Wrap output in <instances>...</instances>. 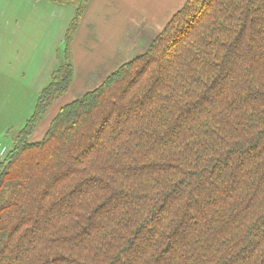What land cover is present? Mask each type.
I'll use <instances>...</instances> for the list:
<instances>
[{"label": "trees", "instance_id": "obj_1", "mask_svg": "<svg viewBox=\"0 0 264 264\" xmlns=\"http://www.w3.org/2000/svg\"><path fill=\"white\" fill-rule=\"evenodd\" d=\"M63 62L0 158V264H264V0H186L62 103Z\"/></svg>", "mask_w": 264, "mask_h": 264}, {"label": "crops", "instance_id": "obj_2", "mask_svg": "<svg viewBox=\"0 0 264 264\" xmlns=\"http://www.w3.org/2000/svg\"><path fill=\"white\" fill-rule=\"evenodd\" d=\"M185 1L93 0L73 40L75 77L68 93L78 84L80 75L81 80H87L93 70H105V76L87 90L92 89L121 64L145 51ZM10 2L14 5L10 13L16 16L18 29H4L0 38V141L3 143L7 142L2 135L14 127L15 115L26 112L23 108L27 95L32 98L33 109L37 96L49 82L56 69L53 62L59 58L58 44L64 40L76 11L74 5L50 0H11L7 4ZM145 29H155L149 41L150 34ZM136 34L140 47L133 54L131 46ZM56 111H49L51 117ZM22 121L24 118L19 123ZM47 121V118L42 120L40 126L44 128Z\"/></svg>", "mask_w": 264, "mask_h": 264}, {"label": "rangeland", "instance_id": "obj_3", "mask_svg": "<svg viewBox=\"0 0 264 264\" xmlns=\"http://www.w3.org/2000/svg\"><path fill=\"white\" fill-rule=\"evenodd\" d=\"M7 1H11V0H0V38L2 37V33H3L4 29H18V22H17L16 16L14 17L10 13V10L14 7V5L11 2L9 4H7ZM92 2H93V0H91L89 4H92ZM89 4H88V6H89ZM154 30L155 29H145L144 30L145 33L150 34V38H148V41L153 37V34L155 33ZM137 38H139L138 34L135 35V37L133 39V45L131 46V50H132L131 52L133 54H136V52H137L136 48L140 47V44L137 45V42H136ZM135 45H137V46H135ZM64 49H65V41L63 40L62 43L58 44V53L57 54H58L59 58H57L56 61L53 62L54 68H58V66L63 62L62 58H63ZM138 51H140V50H138ZM46 67L47 66L44 67L43 72H44ZM99 71H102V70L95 69L92 72H90V75H89L87 80H81V75H80V80H79L78 84H74L72 86L71 91L69 93L67 92V95H64L58 102L54 103L51 106V108L49 109V111L54 112V111L58 110L59 106L62 103H65V102L69 101L70 99H73L72 97L80 95L82 92H84L88 88L93 87L95 84H97L103 78V76H105V73H106L105 70L102 72H99ZM49 81H50V79H49ZM32 106H33L32 98L27 95L26 103H25V106L23 108L26 112L21 113L19 115H15V116H17V120L13 124L14 127L10 128L9 131L6 132V134L4 133V135H2V139H4L7 142V143H5V142L3 143L0 141V144H2V146H6L7 148H9L10 146L13 145L14 137L19 133V131L25 125L27 119L34 112V108L32 109ZM23 109H20V111ZM49 111H48L47 115L45 116V118H47V120H49L47 122L50 123V119H51L50 113L51 112H49ZM22 118H24L25 121H22L19 123V121ZM43 120H44V118H43ZM47 122H46V124H47ZM49 123H48V125H49ZM46 124H44V128H43V126H40L39 128L36 129V131L34 132V135H33V139H39L42 137V135L45 133V130H46L45 129ZM5 153L6 152H4V154Z\"/></svg>", "mask_w": 264, "mask_h": 264}, {"label": "built area", "instance_id": "obj_4", "mask_svg": "<svg viewBox=\"0 0 264 264\" xmlns=\"http://www.w3.org/2000/svg\"><path fill=\"white\" fill-rule=\"evenodd\" d=\"M7 151V147L6 146H2V144H0V157H2V155L4 154V152Z\"/></svg>", "mask_w": 264, "mask_h": 264}, {"label": "bare ground", "instance_id": "obj_5", "mask_svg": "<svg viewBox=\"0 0 264 264\" xmlns=\"http://www.w3.org/2000/svg\"><path fill=\"white\" fill-rule=\"evenodd\" d=\"M8 149V148H7Z\"/></svg>", "mask_w": 264, "mask_h": 264}]
</instances>
